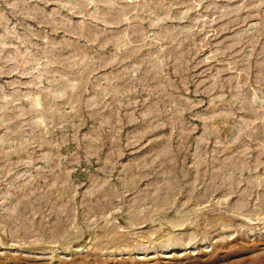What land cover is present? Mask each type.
<instances>
[{
  "label": "rangeland",
  "instance_id": "rangeland-1",
  "mask_svg": "<svg viewBox=\"0 0 264 264\" xmlns=\"http://www.w3.org/2000/svg\"><path fill=\"white\" fill-rule=\"evenodd\" d=\"M0 264H264V0H0Z\"/></svg>",
  "mask_w": 264,
  "mask_h": 264
}]
</instances>
